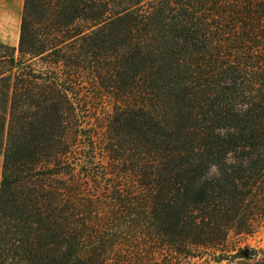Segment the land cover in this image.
<instances>
[{
    "label": "trees",
    "instance_id": "16d2710c",
    "mask_svg": "<svg viewBox=\"0 0 264 264\" xmlns=\"http://www.w3.org/2000/svg\"><path fill=\"white\" fill-rule=\"evenodd\" d=\"M0 158V264L235 257L264 220V0H23Z\"/></svg>",
    "mask_w": 264,
    "mask_h": 264
},
{
    "label": "rangeland",
    "instance_id": "374dc122",
    "mask_svg": "<svg viewBox=\"0 0 264 264\" xmlns=\"http://www.w3.org/2000/svg\"><path fill=\"white\" fill-rule=\"evenodd\" d=\"M22 4L23 0H0L1 43L17 46ZM94 106L101 107V101L96 100ZM1 162L0 158V172ZM227 244H236L240 247L241 250L235 257L224 256L222 260H218L212 251L197 250L195 256L181 257L178 262L179 264H264V220L249 235H230Z\"/></svg>",
    "mask_w": 264,
    "mask_h": 264
}]
</instances>
